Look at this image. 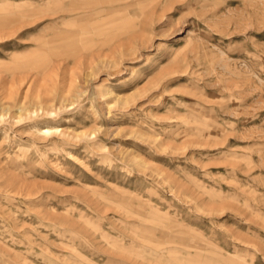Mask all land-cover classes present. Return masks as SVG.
<instances>
[{"label":"rangeland","instance_id":"rangeland-1","mask_svg":"<svg viewBox=\"0 0 264 264\" xmlns=\"http://www.w3.org/2000/svg\"><path fill=\"white\" fill-rule=\"evenodd\" d=\"M0 264H264V0H0Z\"/></svg>","mask_w":264,"mask_h":264},{"label":"bare ground","instance_id":"bare-ground-1","mask_svg":"<svg viewBox=\"0 0 264 264\" xmlns=\"http://www.w3.org/2000/svg\"><path fill=\"white\" fill-rule=\"evenodd\" d=\"M42 133H48L49 130L48 129H43V131H41Z\"/></svg>","mask_w":264,"mask_h":264}]
</instances>
